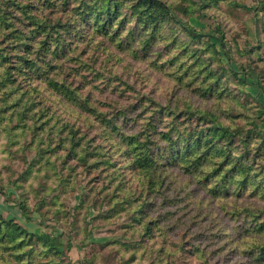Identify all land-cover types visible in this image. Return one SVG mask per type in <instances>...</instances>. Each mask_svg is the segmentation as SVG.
Masks as SVG:
<instances>
[{
	"label": "rangeland",
	"instance_id": "1",
	"mask_svg": "<svg viewBox=\"0 0 264 264\" xmlns=\"http://www.w3.org/2000/svg\"><path fill=\"white\" fill-rule=\"evenodd\" d=\"M162 1L0 0V264H264V0Z\"/></svg>",
	"mask_w": 264,
	"mask_h": 264
},
{
	"label": "trees",
	"instance_id": "2",
	"mask_svg": "<svg viewBox=\"0 0 264 264\" xmlns=\"http://www.w3.org/2000/svg\"><path fill=\"white\" fill-rule=\"evenodd\" d=\"M145 3V1H144ZM153 1H149V4H152ZM158 3V8L163 9L165 7H168L169 5L165 2H163L162 0H157ZM141 4V3H140ZM107 9L109 10V17L114 20V15H113V10H112V4L108 3L106 5ZM156 11V7L154 8V5H148L145 8H143L141 10L140 15L141 16H148L150 13H155ZM140 16V17H141ZM190 28V30L196 32L195 29ZM220 127V126H218ZM228 129H226L227 131ZM224 131V130H223ZM221 131V132H223ZM225 132V131H224ZM223 132V133H224ZM221 133V134H223ZM200 138H198V140H200V143L203 142V135H199ZM199 143V145H200ZM204 146L202 145L201 147H199L200 152H202L204 150ZM192 151V150H191ZM190 151V152H191ZM210 154V157H207V155H203V154H193V158H194V166L196 167V171L200 170L204 167H206L207 165L205 164L209 159L213 160L214 157H217V154H219L218 151H213V150H209L207 151ZM196 155V156H195ZM145 162V161H144ZM229 163L228 160H226L225 165H227ZM259 173V172H258ZM260 174V173H259ZM250 176L247 177V179L245 180V182L248 184L250 182ZM257 230L260 232L264 231V220L261 221L259 223V225L257 226ZM34 235L38 238V241L41 242V240L45 241L46 244L51 247L53 250H57V251H61L59 250L60 248V243H59V239L53 237L51 234L48 233H38V234H33V233H29L26 230L23 229V227L16 223L15 221H13L12 219L7 220L6 218H4L1 214H0V255L2 257H4L6 259V252H8V250H3V246L5 245V248L9 249L11 251V253H14V255L16 257L19 258V260H24L23 258V254L25 253L23 251V245L25 243V236L26 235ZM50 243V244H48ZM258 244L256 245L257 247H260L262 249H264V245ZM263 255V253L261 254ZM28 264H41L40 261H35L33 262L32 260L28 263Z\"/></svg>",
	"mask_w": 264,
	"mask_h": 264
}]
</instances>
